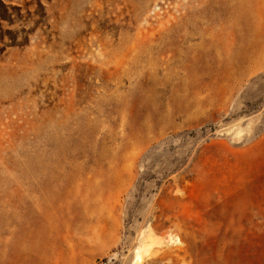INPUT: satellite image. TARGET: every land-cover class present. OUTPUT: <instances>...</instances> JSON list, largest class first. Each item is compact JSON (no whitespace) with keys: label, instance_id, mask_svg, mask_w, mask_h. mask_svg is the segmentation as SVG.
Listing matches in <instances>:
<instances>
[{"label":"rangeland","instance_id":"obj_1","mask_svg":"<svg viewBox=\"0 0 264 264\" xmlns=\"http://www.w3.org/2000/svg\"><path fill=\"white\" fill-rule=\"evenodd\" d=\"M141 244L264 264V0H0V264Z\"/></svg>","mask_w":264,"mask_h":264},{"label":"bare ground","instance_id":"obj_2","mask_svg":"<svg viewBox=\"0 0 264 264\" xmlns=\"http://www.w3.org/2000/svg\"><path fill=\"white\" fill-rule=\"evenodd\" d=\"M164 240L169 245L181 244L180 238L176 235H169ZM148 253H149V248L146 247L144 244H141L140 246H138L135 251L134 258H133V264H143Z\"/></svg>","mask_w":264,"mask_h":264}]
</instances>
